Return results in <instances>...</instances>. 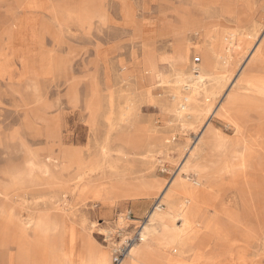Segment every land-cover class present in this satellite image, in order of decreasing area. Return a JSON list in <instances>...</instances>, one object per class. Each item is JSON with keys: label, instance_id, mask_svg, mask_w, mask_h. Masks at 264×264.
Wrapping results in <instances>:
<instances>
[{"label": "rangeland", "instance_id": "1", "mask_svg": "<svg viewBox=\"0 0 264 264\" xmlns=\"http://www.w3.org/2000/svg\"><path fill=\"white\" fill-rule=\"evenodd\" d=\"M217 2L200 12L196 0H0V181L8 188L0 209L11 216L0 220V264H10L14 249L4 246L18 238L19 220L36 212L56 222L55 250L74 256V264L80 254L89 257L99 250L108 253L109 264H121L141 224L157 230L147 217L153 209L164 213L168 200L159 201V195L181 198L182 187L190 184L195 139L217 133L238 137L221 114L232 93L244 112L258 117L254 139L236 143L257 158L256 175L246 176L254 188V208L250 217L231 201L235 187L230 182L215 192L212 206L178 199L196 219L221 222L234 235L226 246L206 248L209 259L203 261H194L197 246H185L180 261L264 264V91L242 80L264 36V0H253V21L262 29L256 36L246 30L252 39L237 65L229 71L231 58L213 57L224 78L206 84L208 106L181 99L202 64L196 49L206 39L200 35L221 22L235 27ZM191 24L199 25V33L188 30ZM178 47L187 50L181 83L174 63ZM47 150L60 159L68 150L79 152L83 176L93 189L71 195L77 190V181H71L70 193L60 185L46 192L25 190L34 176L31 162H48ZM49 162L60 173V163ZM75 171L60 173L62 182ZM117 179L156 196L142 200L143 207L105 192ZM202 181L208 185L205 177ZM205 250L197 253L204 258ZM151 253L159 254L157 249Z\"/></svg>", "mask_w": 264, "mask_h": 264}, {"label": "bare ground", "instance_id": "2", "mask_svg": "<svg viewBox=\"0 0 264 264\" xmlns=\"http://www.w3.org/2000/svg\"><path fill=\"white\" fill-rule=\"evenodd\" d=\"M196 2L202 7L200 12L206 11V8L213 5V0H196ZM216 4L221 13L226 14L229 18L228 21L235 27L231 30L224 27V22H221L215 26V29L200 35L202 39H206V41H203L204 43L202 42L203 45L196 49L202 54V64L198 69V75H191V85L184 87L188 92L181 96V99L183 98V100L193 104L201 102L208 106L207 99L209 98L206 84H218L224 78L221 65L216 60L214 61L213 57L222 54L231 58L232 61L229 65V71H231L240 61L238 54L243 52L246 42L252 39V36L246 30H250L256 36L262 29L259 24L253 21V15L251 14L253 0H218ZM199 28L198 24H191L188 30L191 29L199 33ZM186 57L187 50L178 47L175 52L174 63L179 67L177 79L180 83L182 77L185 76L184 64ZM263 66L264 36L259 41L251 63L245 66L242 80L245 83L251 82L258 89L264 91V75L261 74ZM230 98L236 99V102L229 101ZM221 114L228 118L238 137L225 139L220 133H217L212 134L211 137L205 134L203 137L195 139L199 142V145L197 144L198 146L196 145L197 147L192 149L190 155V160H192L190 184L182 187L181 198L166 195V193L159 195V201L164 200V198L168 200L164 213L153 209L147 217V224L155 226L157 230L149 231L144 224H141L137 238L128 245L121 264H156L155 261H160L159 264H183L180 257L184 253L182 249L185 246L190 248L191 246H197L203 252L206 248L210 251L211 246L215 243L226 246L233 241L231 237L234 236L233 232L225 229L221 222L205 223L199 218L196 219L195 213L190 209L191 207L186 211L183 209L184 207L178 205V199H183L189 205L191 201L199 200L202 204L212 206L213 201L216 199L214 197L215 192L230 182L235 187L234 198L231 201L237 202L242 211L247 212L250 216V210L252 207L254 208L250 195L254 188L248 185L249 182L246 176L256 175L257 170L253 166L257 164V158L246 147L238 149L236 143L240 139H254V126L257 125L255 120L258 117L249 114V112H244L243 105L240 104L237 95H234V93L227 99V104L222 108ZM137 143L135 142L132 145L135 146ZM159 143L161 144L160 138L155 147L159 146ZM46 153L48 162L41 164L37 161L33 164L31 162L30 168L34 172V176L30 183L24 186L25 190L35 192L45 189L46 192L51 187L60 185V188L64 187L68 191L71 181H77V190L73 191L71 195L78 196L88 189H93L83 176L85 171L79 152L68 150L62 159L53 156L50 150H47ZM49 161L60 163L61 175L63 171L75 167V175L62 182L60 173H55L52 170L54 164ZM194 163L199 164L194 165ZM202 163L204 165H200ZM203 177L208 181V185L203 183ZM108 190L116 197L129 202L133 201L140 206L144 204L142 200L156 196L154 192L146 193L142 189V185L132 187L128 181H119L118 179L110 184L105 192ZM7 192V186L0 181V199H4ZM10 217L4 207L2 211L0 209V220L5 218L7 221ZM119 220L117 223L120 225L122 219L119 217ZM177 221L180 222L179 226H176L175 222ZM18 225V238L12 242L7 241V244L4 243V247L14 249V253L10 257V264L15 263V261L19 264H26L28 258H30L31 264H74V256L65 255L61 251L55 250L57 243L54 232L57 229V224L51 220L49 214L32 213L28 218L19 220ZM29 241L30 244L28 245ZM134 244L135 246L132 247ZM175 246L178 247L179 252L175 250ZM149 247L151 249H148ZM152 249H157L159 254L153 255L151 253ZM197 251L194 255L195 262L208 258L209 253H207V250H205L204 258ZM14 254L17 255L16 259L13 257ZM76 261L77 264H109L108 253L102 250L89 257L80 254Z\"/></svg>", "mask_w": 264, "mask_h": 264}, {"label": "crops", "instance_id": "3", "mask_svg": "<svg viewBox=\"0 0 264 264\" xmlns=\"http://www.w3.org/2000/svg\"><path fill=\"white\" fill-rule=\"evenodd\" d=\"M142 202H143V201H142ZM145 205H146V204L144 203V204H142L141 206H143V207H144Z\"/></svg>", "mask_w": 264, "mask_h": 264}]
</instances>
